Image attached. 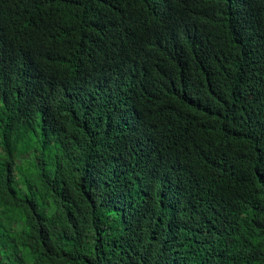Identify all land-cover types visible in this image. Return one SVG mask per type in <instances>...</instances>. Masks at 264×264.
Returning <instances> with one entry per match:
<instances>
[{"label": "trees", "instance_id": "trees-1", "mask_svg": "<svg viewBox=\"0 0 264 264\" xmlns=\"http://www.w3.org/2000/svg\"><path fill=\"white\" fill-rule=\"evenodd\" d=\"M0 264H264V0H0Z\"/></svg>", "mask_w": 264, "mask_h": 264}, {"label": "rangeland", "instance_id": "rangeland-1", "mask_svg": "<svg viewBox=\"0 0 264 264\" xmlns=\"http://www.w3.org/2000/svg\"><path fill=\"white\" fill-rule=\"evenodd\" d=\"M29 177H31L29 175ZM3 217H6V219L8 220V222L11 224V223H14L16 220H17V214L16 213H11L9 214L8 216H4Z\"/></svg>", "mask_w": 264, "mask_h": 264}]
</instances>
